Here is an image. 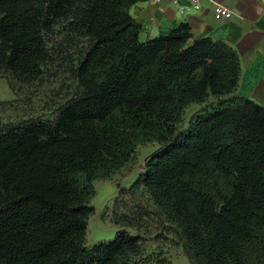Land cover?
Instances as JSON below:
<instances>
[{"label": "trees", "instance_id": "trees-1", "mask_svg": "<svg viewBox=\"0 0 264 264\" xmlns=\"http://www.w3.org/2000/svg\"><path fill=\"white\" fill-rule=\"evenodd\" d=\"M141 0H0V72L38 79L48 36L86 45L52 118L0 129V264H134L142 236L85 243L93 180L157 140L141 185L196 264H264V104L238 92L239 51L188 21L140 39ZM50 38V37H49ZM216 97L180 127L185 107ZM132 224V220H126Z\"/></svg>", "mask_w": 264, "mask_h": 264}, {"label": "rangeland", "instance_id": "rangeland-1", "mask_svg": "<svg viewBox=\"0 0 264 264\" xmlns=\"http://www.w3.org/2000/svg\"><path fill=\"white\" fill-rule=\"evenodd\" d=\"M48 41L52 55L38 79L23 81L9 71L0 72V129L31 117H54L59 106L79 89L73 66L86 40L70 43L56 33L48 36ZM214 99L210 94L204 102L189 103L179 126L187 127L193 115ZM160 145L157 140L140 141L128 161L111 174L94 178L89 201L93 210L88 217L85 243L92 245L113 238L117 228L123 226L142 236L134 264H196L185 249L177 225L140 183L149 156ZM128 218L132 224L126 221Z\"/></svg>", "mask_w": 264, "mask_h": 264}, {"label": "crops", "instance_id": "crops-1", "mask_svg": "<svg viewBox=\"0 0 264 264\" xmlns=\"http://www.w3.org/2000/svg\"><path fill=\"white\" fill-rule=\"evenodd\" d=\"M215 1L230 6L236 14L215 18L213 0H202L200 8L182 6L185 0H141L131 5L130 12L142 24L141 40L188 21L194 37L209 35L233 45L242 61L238 92L264 104V0Z\"/></svg>", "mask_w": 264, "mask_h": 264}, {"label": "built area", "instance_id": "built-area-1", "mask_svg": "<svg viewBox=\"0 0 264 264\" xmlns=\"http://www.w3.org/2000/svg\"><path fill=\"white\" fill-rule=\"evenodd\" d=\"M176 3H179L180 0H173ZM214 1V16L217 19H222V18H229L236 14V11L231 8L228 5H225L223 3ZM182 6L184 7H193V8H200L202 6V0H185V4Z\"/></svg>", "mask_w": 264, "mask_h": 264}]
</instances>
